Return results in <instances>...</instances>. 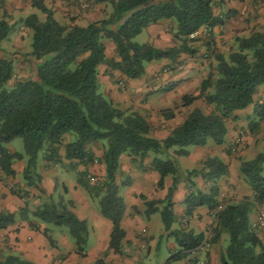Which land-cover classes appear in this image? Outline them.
<instances>
[{"label":"trees","instance_id":"1","mask_svg":"<svg viewBox=\"0 0 264 264\" xmlns=\"http://www.w3.org/2000/svg\"><path fill=\"white\" fill-rule=\"evenodd\" d=\"M30 1L31 7L45 16L41 20L32 14L22 22L24 28L32 32L31 51L27 54L36 62L32 76L8 88L14 74L13 60L0 56L1 174L13 178V163L25 160L22 179L27 186H36L40 178L36 172L39 155L44 153L46 160L59 162L58 149L63 145L64 135H76L74 141L64 145V159L71 162H93L86 146L103 143L99 162L105 169L104 178L91 182L86 175H81L79 184L97 201L101 216L111 222L109 249L121 254L125 238L121 227L125 204L119 188L127 182L117 183L119 159L128 154L132 163L142 165L152 153L155 157L150 170L159 174L156 187L163 188L164 179L169 176L173 182L164 200L147 201L141 196L145 210L138 214L145 219L159 214L166 236L174 240L177 250L170 254L165 264L185 259L187 264H197L199 259L190 256L203 242L204 233L183 227L172 229L176 221L172 196L181 173L173 158L163 160L157 156L173 149L174 156L187 157L189 148L204 147L209 141L222 145L227 133L225 120L235 111L249 106H252L253 119L247 129L251 133L260 130V124L264 123V101L255 102L254 96L264 87V26L254 29L248 36H236L234 48L226 54H214L215 74L209 73L201 82L197 96L185 95L181 99L183 107L200 99L214 111L206 114L200 109L192 110L166 139L159 141L150 136V126L144 116L121 110L98 92V66L105 65L132 80L142 77L145 66L151 62L168 60L172 65L177 64L181 55L197 53L194 47L197 40L190 39L191 34L205 26L210 29L222 26L230 18L229 13L224 17L215 15L214 0H88L95 6L109 5L112 12L105 19L81 27L60 24L44 0ZM3 16H7L5 11ZM165 20L174 24L173 46L160 49L132 41L147 27ZM10 29L5 20L0 21V41L7 38ZM105 40L113 43L116 59L105 55ZM163 113L165 118L173 116V111ZM16 138L23 141V154L12 153L4 146ZM263 168L264 146L253 159H239V174L254 195L224 205L219 200L218 185V181L228 175L223 161L208 157L197 168L184 173L185 216H192L201 207L214 213L216 224L211 245L217 242L222 231L228 233L221 264H264V245L249 222L253 209L264 206ZM198 176L208 184L206 191L196 186L194 179ZM66 205L63 202L45 204L36 210L34 217L66 228L77 252L82 255L87 226ZM25 213L26 209H20L19 218L24 219ZM14 223V214L0 212V230ZM202 263L209 264L208 254ZM0 264L34 263L7 255ZM93 264L106 263L98 259Z\"/></svg>","mask_w":264,"mask_h":264},{"label":"crops","instance_id":"2","mask_svg":"<svg viewBox=\"0 0 264 264\" xmlns=\"http://www.w3.org/2000/svg\"><path fill=\"white\" fill-rule=\"evenodd\" d=\"M2 1L4 8H9L12 13H21L26 6H31L30 0L25 4H22L21 0ZM75 1L44 0V3L53 11L54 19L62 25L85 27L107 18V12L102 11L103 5H94L93 11L79 13L75 11V7L70 6ZM214 3L215 15L224 17L229 13L230 18L222 26L212 28L208 37L199 38V42L194 43L197 50L194 56L181 55L178 59V63L184 64L181 71L163 74L162 70L172 66V63L160 60L147 64L145 74L131 80L126 79L117 70L105 65L98 66V92L121 110L144 116L150 126V136L156 140L166 139L192 110L200 109L205 113L203 105L206 104L202 100H196L190 106L183 107L181 99L185 95L197 96L201 82L209 73L215 74L214 54H226L234 48L236 36L249 35L254 29L264 26V0H214ZM145 31L149 38L147 43L154 47L165 49L175 44L174 24L170 20L151 25ZM103 43L107 58L116 59L113 43L108 40ZM35 64L36 62L34 68ZM196 82L199 84L198 87H195ZM169 87L172 88L165 90ZM256 96L255 102L264 101V87H261ZM164 111H173V116L165 118ZM251 119L252 106L235 111L227 118L225 120L227 133L222 145H215L209 141L204 147L189 148L187 157L178 158L173 155V149L167 151L170 159L177 161L181 173L180 182L172 196L173 212L180 228L205 233L208 226L215 227L214 213L201 207L195 210L192 216L186 217L183 204L187 195L184 173L197 168L208 157H217L228 167V175L218 181L221 203H232L243 197H253V191L238 171L239 159H253L264 146V123L260 124L258 132L251 133L247 129ZM241 129L245 131V135L238 137ZM71 138L70 134L63 136V145L58 149L59 162L46 160L44 153L39 155L36 172L40 178L36 186L29 187L22 181L25 160L13 163L12 168L15 171L13 178H5L0 172V212L15 215V223L0 230V260L7 255H14L34 264H93L98 259H103L106 264H135L139 258V247L146 246L151 241L159 248L155 236L160 235L167 238L169 250L156 264H165L170 254L177 248L168 241L169 237L166 236L159 214H153L149 219H144L140 215L145 210V201L140 197L147 201L164 200L173 178L166 177L163 188L158 189L156 184L159 174L150 170L154 157L148 155L142 165L132 163L128 154L120 157L117 183L127 182L126 186L119 188V195L125 204L121 220L125 238L122 242V253H114L109 249L111 222L101 216L97 201L79 184L81 175H86L91 182L104 178L105 169L99 162L104 150L103 143L97 142L86 146V150L93 156V162H71L64 159V145L71 142ZM8 150L14 152L12 149ZM194 182L200 190H207L208 184L201 176L196 177ZM60 202L67 204L68 210L78 220L86 223L88 233L85 252L82 255L77 252L74 240L66 228L55 226L51 229L47 223L34 217L39 207L45 204L58 205ZM20 209H26L24 219L19 218ZM260 209L264 210V206H257L250 213L251 226L256 222ZM153 223L156 227L155 234L151 232ZM172 229L177 228L172 226ZM257 233L264 245V230H257ZM224 240V233L221 232L217 242L211 245L207 253L209 264L220 263V257L226 248L221 245ZM205 258L206 255L200 257L201 260ZM174 264H187V261L185 259Z\"/></svg>","mask_w":264,"mask_h":264},{"label":"rangeland","instance_id":"3","mask_svg":"<svg viewBox=\"0 0 264 264\" xmlns=\"http://www.w3.org/2000/svg\"><path fill=\"white\" fill-rule=\"evenodd\" d=\"M21 1H22V4H25L29 0H21ZM103 7H104V10H102V11H106L107 12L106 16L108 17L110 15V13L112 12V9L109 5H103ZM93 10H94V8L90 11H93ZM4 11L7 13L6 17L3 16ZM85 12H89V11H85ZM79 13H82V12H79ZM32 14H35L41 20H44V18H45V16L40 11H38L37 9H34L31 6H26L25 9L21 13H19V12L12 13L9 11V8H4V3L2 0H0V21L5 20L7 22V24L11 27L7 38L5 40L0 41V56H6L7 58L12 59L13 65H14V74H13L12 79L7 84L8 88L13 86L17 81H21V80H25V79L30 78L33 74L34 62H32L31 59L27 58L28 52L31 51L30 46H31V42H32V32H31V30L24 28V26L22 24L23 20L27 16L32 15ZM246 36H248V35H246ZM148 40H149L148 34L145 30H143L141 32V34L136 36L132 41L134 43H137V44H144V43H147ZM195 40H197V42H199V38L195 39ZM197 44H199V43H197ZM196 60H198V58H196ZM172 66H170L171 72H176L175 67L180 66L181 70H182L184 67V64L177 63V64H174ZM181 70H179V71H181ZM193 85L195 86V83ZM198 86H199V84L196 82L195 87H198ZM260 91H261V87L258 89L256 95H258ZM187 92H189V89L187 90ZM203 108H204L206 114L214 111L212 106H208V105L204 106L203 105ZM70 135L72 137L71 141H74L76 139V135L73 133ZM244 135H245V131L243 129H241L239 131L238 137H243ZM236 143H237V141L235 142V144ZM4 146L7 149L8 148L12 149L14 152H18L21 154L24 153L23 152V141L20 138H16V139L12 140L11 142L5 144ZM149 156L155 157V155L152 153H149ZM157 157H159L163 160L170 158L168 153H162V154L158 155ZM262 174L264 175V170H263ZM21 178H22V176H21ZM22 181H23V179H22ZM15 190H18V189L15 188ZM222 204L224 205L225 202H223ZM47 224L49 225V227L51 229L55 228L54 225H52L50 223H47ZM151 227H152L151 232H153L155 234V230H156L155 224L153 223ZM173 227L174 228H180V225L177 223V221H175ZM213 229H214V227L212 225H210L204 231V232H207L208 230H211V240L213 237ZM222 233H224L225 240H224V242H222L221 245L226 247L228 244V233L225 230L222 231ZM168 239H169L168 241L172 242L173 245L175 246V248H177L174 240L171 237H169ZM155 240H156L159 248H157V246L154 243H152L151 241L148 243V245L139 247V249H138L139 250V258H137V262L135 264H156L158 261H161L163 259L165 254H167L166 251L169 250L168 244H167V238H164V236L160 237V235L159 236L156 235ZM210 244H211V241H210ZM210 249H211V246H210L209 250ZM207 253L208 252H203V253L199 254V252H196L194 254L192 253L190 257L191 258L195 257V258H197L203 262L204 260H201L200 257H202L203 255H206ZM219 264H221V262Z\"/></svg>","mask_w":264,"mask_h":264},{"label":"built area","instance_id":"4","mask_svg":"<svg viewBox=\"0 0 264 264\" xmlns=\"http://www.w3.org/2000/svg\"><path fill=\"white\" fill-rule=\"evenodd\" d=\"M70 6L75 7L77 12L90 11L94 8V4L88 0H76L75 3L71 4ZM210 31H211V29L205 26V27L199 29L198 31L194 32L193 34H191L190 39L206 38L209 36ZM175 70L179 71V70H181V67L176 66ZM170 72H171L170 67L162 70L163 74L170 73ZM252 228L255 230H264V210L263 209L259 210L258 218H257L256 222H254L252 224ZM210 241H211V230H208L207 232L204 233L203 242L192 253L194 254L196 252H199V254H200L203 252H208V250L211 246ZM197 264H203V263H202V261L199 260L197 262Z\"/></svg>","mask_w":264,"mask_h":264}]
</instances>
